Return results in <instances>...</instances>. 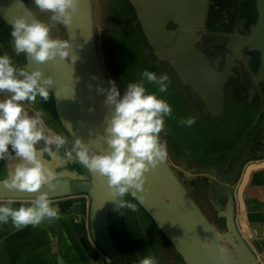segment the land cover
Instances as JSON below:
<instances>
[{"label":"water","instance_id":"obj_1","mask_svg":"<svg viewBox=\"0 0 264 264\" xmlns=\"http://www.w3.org/2000/svg\"><path fill=\"white\" fill-rule=\"evenodd\" d=\"M139 23L141 33L155 59L169 64L178 78L194 92L199 93L206 107L207 117L219 118L224 113V84L227 76L218 74L209 59L198 49L209 12V0H126ZM263 26L254 42L264 53V0H259ZM5 16L11 26V18L24 16L29 20L36 15L23 0H0V16ZM72 50L78 60L70 64L57 58L44 64H36L25 54V67L39 68L45 76L51 75L57 104L67 112L68 123L75 137L88 143L97 153L109 151L103 139L106 117L110 109L105 104L108 89L96 51L93 11L89 0H80L79 11L70 27H66ZM24 63V62H23ZM264 74V61L262 64ZM74 93L72 94V90ZM74 95V98H73ZM256 145V134L246 138L238 149L241 154L233 164L229 161L219 166L195 167L190 170V180H200L214 197V209L225 220V232H219L186 190L174 184L169 170L158 165L146 173L143 194L133 197L152 217L158 228L174 246L186 264H260L257 258L246 256L248 248L236 226L234 189L244 167L253 159L264 158V133ZM261 152V153H260ZM51 201L71 198H91L92 238L107 254L113 264H126L111 238L110 229L121 232L128 207H121L113 200L107 179L98 173L86 181L74 176L65 183L54 182L53 188L45 186ZM36 193L9 191L0 183V202H31ZM140 195L145 199L141 201ZM127 201L126 196L123 198ZM12 207L18 208L20 205ZM82 219L84 200L72 204ZM58 207L60 211L63 206ZM82 222V220H81ZM79 222V230H81ZM82 242L93 263L100 264L99 257L91 250L82 235ZM224 251L221 252L220 250Z\"/></svg>","mask_w":264,"mask_h":264},{"label":"clouds","instance_id":"obj_2","mask_svg":"<svg viewBox=\"0 0 264 264\" xmlns=\"http://www.w3.org/2000/svg\"><path fill=\"white\" fill-rule=\"evenodd\" d=\"M32 4L39 12L50 13V23L24 16L13 18L10 21L13 52L17 56L26 54L36 64L57 58L75 63L78 56L70 40L53 38L51 33L57 24L72 25L80 0H32ZM142 77L157 85L160 93L167 92L171 83L167 73L157 76L145 70ZM55 83L51 75L45 76L39 68L17 67L8 54L0 55V93L7 94L0 99V161L19 159L0 183L9 191L36 193L30 204L22 203L18 208L12 207L11 200L0 202V224L11 220L18 231L59 218L60 209L52 205L49 193L43 190L45 186L54 187L57 173L44 162L43 156L55 158L68 140L46 127L41 110L33 108L30 115L26 107V104L34 106L37 97L47 102ZM109 84L108 89L98 88L99 92H106L105 104L110 109L103 136L109 151L97 153L88 143L75 137L65 156L69 159L75 156L89 172L106 177L113 200L121 207L134 209L135 205L123 198L130 192L133 197L145 193L146 173L167 159V144L161 141L160 133L164 129V118L172 114V108L155 92L149 93L143 81L129 83L123 95L115 81ZM181 123L191 127L196 118L190 116ZM139 199L143 201L145 196L140 195ZM139 264H156V260L151 256L143 257Z\"/></svg>","mask_w":264,"mask_h":264},{"label":"rangeland","instance_id":"obj_3","mask_svg":"<svg viewBox=\"0 0 264 264\" xmlns=\"http://www.w3.org/2000/svg\"><path fill=\"white\" fill-rule=\"evenodd\" d=\"M37 19L49 21L50 13H41L32 4V0H23ZM93 11L94 40L100 66L108 88L109 81H115L121 95L129 83H144L149 93L155 92L158 98L164 99L172 108V114L164 118V129L160 139L167 144V159L159 164L166 167L174 178V184L186 190L197 203L214 227L221 233L225 227L217 226L213 208L209 203L210 189L201 181H193L190 170L203 164H220L228 158L231 151L239 145L238 135L246 131L254 116L253 111L245 115L239 114L231 107L220 121L206 117L195 104L186 100L173 78L157 63L151 54V49L145 41L141 29L134 17V12L126 0H89ZM0 24L10 32L12 27L7 18L0 16ZM52 37L69 40L67 28L63 25L52 27ZM25 63V62H24ZM153 71L157 76L167 73L171 83L168 91L158 92V86L148 83L142 77L145 71ZM195 117L196 123L191 127L183 125L182 120ZM24 202L23 204H30ZM20 204V203H19ZM143 228L138 227L130 218L126 228L117 234V244L127 246L136 243L147 248L146 239L155 253L164 251L172 256H180L152 224L143 218ZM169 254V255H170Z\"/></svg>","mask_w":264,"mask_h":264},{"label":"crops","instance_id":"obj_4","mask_svg":"<svg viewBox=\"0 0 264 264\" xmlns=\"http://www.w3.org/2000/svg\"><path fill=\"white\" fill-rule=\"evenodd\" d=\"M7 45H9V50L13 52L12 40ZM0 48L3 54L6 53L12 58L1 42ZM0 55H2L1 52ZM13 63L15 64L14 60ZM6 95V93H0V99H4ZM26 107H28L30 115L33 108L41 110L44 113L43 119L46 127L68 140L66 147L61 149L55 158H50L47 154L43 156L44 162L57 173V179L54 182L65 183L72 180L74 176L88 181L92 177V173L75 156L71 159L65 156L66 150L72 145L75 133L68 123L67 112L59 108L54 93H50V99L47 102L37 97L34 106L26 104ZM253 113L252 121L243 134H256L255 144L257 145L261 140L260 136L264 133V104L261 105V108L254 110ZM237 151L232 154V157L229 155L228 158H224L219 165L206 163L201 167L219 166L223 168L229 161L234 164L238 160H235L238 157ZM261 152L264 153V151ZM18 162V158L0 161V181L7 178L8 173ZM234 196L236 226L244 245L248 248L246 256L250 259L255 257L260 264H264V158L253 159L244 167L234 189ZM209 197V203L213 208L212 200L214 201V197L212 193ZM79 200H84L82 219L78 210L72 205ZM21 204L15 203L14 205ZM131 204L135 205V208L128 209L121 232H117L115 228L110 229L114 246L125 263L139 264V260L143 257L151 256L155 258L156 264H186L181 256H172L164 251L165 247H163L161 254L155 253L148 239H146L147 248H142L136 243L127 246L117 244L115 236L125 230L129 218L142 228L144 234L143 218L146 219L157 229L163 239L170 243L150 214L132 198ZM52 205L64 207L56 220H45L36 226L29 225L21 231L12 225L11 220L7 224H0V264H94L82 242V235L91 250L99 257V261L101 258H104L105 262L107 259L111 260L92 238L91 198L89 196L82 199L78 197L60 199ZM79 222H81V230L78 228ZM171 246L174 248L172 244ZM174 250L176 251L175 248ZM111 262L113 264V260Z\"/></svg>","mask_w":264,"mask_h":264},{"label":"flooded vegetation","instance_id":"obj_5","mask_svg":"<svg viewBox=\"0 0 264 264\" xmlns=\"http://www.w3.org/2000/svg\"><path fill=\"white\" fill-rule=\"evenodd\" d=\"M209 1L206 31L197 47L209 59L218 74L227 76L224 84V113L219 118H213L220 121L231 110V107L236 109L239 114L245 115L247 111L259 109L264 104V74L262 72L264 53L261 47L254 44L257 41L256 36L263 26V19L259 0ZM137 24L139 26L138 22ZM10 33L6 27L0 24V42L10 53L16 66H24L26 63L25 54L17 56L9 50L7 44L12 40ZM0 52L4 55L1 48ZM157 63L163 66L170 77L174 79L186 100L195 104L198 110L206 116L207 106L200 94L194 92L190 86L183 84L169 64L159 61ZM249 136L251 135L243 133L238 135L240 142L236 149L231 151V157ZM240 156L239 153L235 160ZM126 198L127 202L131 203L130 196L127 195ZM213 211L217 219L215 224L218 227H224L225 220L219 218L214 207Z\"/></svg>","mask_w":264,"mask_h":264},{"label":"built area","instance_id":"obj_6","mask_svg":"<svg viewBox=\"0 0 264 264\" xmlns=\"http://www.w3.org/2000/svg\"><path fill=\"white\" fill-rule=\"evenodd\" d=\"M51 202L54 203V202H56V201H51ZM103 256H105V255H103ZM103 256H102V257H103ZM103 259H104V258H103ZM103 259L101 258V260L99 261L100 264H112L111 260L107 259V262H105ZM94 264H96V263H94Z\"/></svg>","mask_w":264,"mask_h":264},{"label":"bare ground","instance_id":"obj_7","mask_svg":"<svg viewBox=\"0 0 264 264\" xmlns=\"http://www.w3.org/2000/svg\"><path fill=\"white\" fill-rule=\"evenodd\" d=\"M11 19H13V18H11ZM7 20H8V19H7ZM8 21H9V20H8ZM8 21H7V22H8Z\"/></svg>","mask_w":264,"mask_h":264},{"label":"trees","instance_id":"obj_8","mask_svg":"<svg viewBox=\"0 0 264 264\" xmlns=\"http://www.w3.org/2000/svg\"><path fill=\"white\" fill-rule=\"evenodd\" d=\"M146 41V40H145Z\"/></svg>","mask_w":264,"mask_h":264}]
</instances>
